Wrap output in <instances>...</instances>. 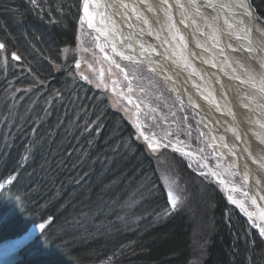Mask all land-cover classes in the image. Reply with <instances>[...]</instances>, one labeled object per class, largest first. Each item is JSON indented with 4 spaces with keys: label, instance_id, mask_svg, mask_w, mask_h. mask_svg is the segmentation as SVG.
I'll use <instances>...</instances> for the list:
<instances>
[{
    "label": "trees",
    "instance_id": "16d2710c",
    "mask_svg": "<svg viewBox=\"0 0 264 264\" xmlns=\"http://www.w3.org/2000/svg\"><path fill=\"white\" fill-rule=\"evenodd\" d=\"M253 2L264 17V0ZM81 5L0 0V184L18 173L0 193V244L48 222L16 264H189L192 221L182 213L154 221L168 206L156 161L66 60ZM213 199L202 211V264H264L258 233L224 197Z\"/></svg>",
    "mask_w": 264,
    "mask_h": 264
},
{
    "label": "bare ground",
    "instance_id": "6f19581e",
    "mask_svg": "<svg viewBox=\"0 0 264 264\" xmlns=\"http://www.w3.org/2000/svg\"><path fill=\"white\" fill-rule=\"evenodd\" d=\"M92 1L99 14L88 3L93 13V27H88L115 47L120 59L131 57L155 69L151 72L197 113L214 153L234 167L245 186L221 178L226 194L254 226L264 227V93L258 88L264 78V29L238 6L244 0H168L172 8L167 11L161 0H108L112 13L102 1ZM249 47L253 53L246 51ZM25 239L1 246L0 263Z\"/></svg>",
    "mask_w": 264,
    "mask_h": 264
},
{
    "label": "rangeland",
    "instance_id": "374dc122",
    "mask_svg": "<svg viewBox=\"0 0 264 264\" xmlns=\"http://www.w3.org/2000/svg\"><path fill=\"white\" fill-rule=\"evenodd\" d=\"M91 9L94 12L92 5ZM113 48L115 49L105 39L94 36L84 19L82 20L81 14L77 44L73 49L67 51L66 60L73 67L72 70L80 81L96 88L108 97L113 108L129 122L146 149L147 144L139 136L134 123L137 119L142 125L145 135L151 137L154 134L161 144L169 145L161 147L156 152L149 149L147 151L159 167L165 193L168 185L162 177L167 175L169 180L175 181L173 187L176 189L179 203L175 211H171L167 216L157 217L156 215L154 221H162L173 213L186 215L192 221L193 226L191 242L193 255L189 264H202L205 251L204 237L209 231L208 225L202 220L205 217L202 211L210 209L215 202L213 197L222 196L238 210L249 227L256 231L264 241L260 231L251 223L245 213L239 210L232 199H229L230 194H226V187L219 182V179L224 178L229 184L240 186L245 190V186L234 167L225 158L214 153L205 130L197 118V113L184 103L174 89L168 88L167 84L157 74L149 71L143 62L120 59ZM3 49H0V53L4 52ZM4 56L3 54L2 57ZM125 73L128 75L127 80ZM129 82L131 83V92L128 91ZM98 84L101 86L97 87ZM121 92L124 93L123 96L120 95ZM125 97H129L132 103H129ZM137 104L140 105L139 110L136 108ZM178 141L183 143L179 144ZM171 144H177L178 147H183L186 151L193 152L194 155L189 157L181 152H176L170 146ZM33 152V148L29 147L20 165H25L30 161ZM210 169L214 170L217 175L212 176ZM13 175L7 177L3 182L12 179ZM14 181L8 183L7 187ZM235 196L243 199L241 193ZM210 197L212 201H210ZM169 207L168 203L165 208ZM44 224V228H46L48 222ZM43 229L39 230L34 238ZM14 239L2 242L0 247ZM29 242L11 255L2 258L0 264H16L17 257L20 256ZM110 260L112 258L105 260L102 264H112Z\"/></svg>",
    "mask_w": 264,
    "mask_h": 264
},
{
    "label": "snow or ice",
    "instance_id": "6c2138e0",
    "mask_svg": "<svg viewBox=\"0 0 264 264\" xmlns=\"http://www.w3.org/2000/svg\"><path fill=\"white\" fill-rule=\"evenodd\" d=\"M32 2L34 3L35 0H32ZM192 2L194 3L195 0H192ZM161 4L162 6H164V9L165 11H167L168 9H171L172 8V4H170L168 2V0H161ZM246 4H247V0H244V2L240 3L238 6L241 7V8H245L246 11H245V15L246 16H251L252 15V11H251V8L250 7H246ZM126 6V5H125ZM209 7H213V5L209 2L208 4ZM94 7H98V5H94ZM179 7L180 8H183L184 5L183 4H179ZM221 7H226V5H222ZM152 9L149 8V11H151ZM197 12H199V7H197ZM84 13H85V17L88 18V26L89 27H93V24H92V18H93V13H90L89 12V5H88V0H85V3H84ZM84 19V17H82V20ZM169 19L171 20V17H169ZM227 22V21H226ZM145 23H147V21H145ZM172 27H175V24L174 22L172 23L171 25ZM229 27H233V25L231 23H229ZM249 33H251L252 29L251 28H248L247 29ZM97 31H99V29H97ZM239 38V37H238ZM181 40H183V37L181 36L180 37ZM250 43V41H249ZM186 46V45H185ZM5 47V45L3 43H0V49H3ZM229 47H231V45H229ZM113 50H115L113 48ZM101 51H103V49H101ZM235 51V49H234ZM247 52L249 53H253L254 52V49L249 47L246 49ZM221 54L223 55V50H221ZM12 57L15 59V60H20L21 57L18 56L16 53H12L11 54ZM194 55V54H193ZM255 58V57H253ZM124 59H131V57H124ZM78 66V65H77ZM215 66V65H214ZM262 68H264V62L261 63L260 65ZM117 67H119V65H117ZM150 71H155V69H150ZM102 75V74H101ZM85 79H87V77H84ZM125 79L127 80L128 79V75L127 73H125ZM250 79H253V78H250ZM101 83H103L101 81ZM101 85L98 84L97 87H100ZM254 87H257V85L254 84ZM259 88V91L261 93H264V78H262V81H261V84L258 86ZM128 91L131 92L132 91V88H131V83L129 82V86H128ZM121 96L124 95L123 92L120 93ZM125 99H128V102L129 103H132V100L129 98V97H125ZM245 107H247V105H245ZM136 108L137 110H139L140 108V105L137 104L136 105ZM127 111V109H126ZM99 119V117H98ZM135 123V126L138 130V133H139V136L143 138V140L146 142L147 144V149L151 150L152 152H156L158 151L161 147H167L169 145H163L161 144L155 137V135L153 134V136H148V135H145L144 131H143V128H142V125L140 124L139 120L137 119V121L134 122ZM236 139H239V136L236 137ZM179 144H182L183 142L182 141H178ZM176 152H181L183 153L184 155L186 156H193L194 153L193 152H190V151H186L185 148L183 147H178L177 144H171L170 145ZM211 172V170H209ZM203 175V173H202ZM211 175L212 176H216L217 174L215 172H211ZM165 181V183L168 185L167 187V191H166V195H167V199H168V203L170 205L169 208H165L162 210L161 213H158L157 214V217H160V216H167L169 215V213L171 211H175L177 206H178V203H179V197L176 195V189L173 187L175 185V181L174 180H169L168 176L165 175L164 177H162ZM8 183H11V180L8 181ZM0 187H2V185H0ZM152 191H154V186L152 189H149V194L152 193ZM229 199H231V197H229ZM262 199H264V197H262ZM233 203H236V201H233ZM253 204L256 203L255 200L252 201ZM241 207L243 208V205H241ZM246 211V209H245ZM248 215L251 217L253 215V213H248ZM260 219L261 220H264V211H261L260 212ZM259 230H260V233L261 235H264V227H261L260 225H256ZM39 227L41 229H43L45 227V224L44 223H40L39 224Z\"/></svg>",
    "mask_w": 264,
    "mask_h": 264
},
{
    "label": "water",
    "instance_id": "95a60500",
    "mask_svg": "<svg viewBox=\"0 0 264 264\" xmlns=\"http://www.w3.org/2000/svg\"><path fill=\"white\" fill-rule=\"evenodd\" d=\"M98 2L102 1L104 8L107 10L108 13H112V10L114 8L113 4L110 3V1L108 2V0H97ZM248 1V6L251 8L252 11V15L250 16V18L253 20V22L255 24H258L259 26H261L264 29V17L259 13L258 9L256 8L253 0H247ZM84 3L85 0H82V5H81V13H82V17H84V21H85V13H84ZM88 3H91L93 8H94V12L98 15L99 13V8L98 7H94V2L92 0H88ZM97 5V4H96ZM114 14V13H113ZM86 22V21H85ZM110 22V21H109ZM112 23V22H110ZM87 24V22H86ZM91 30V29H90ZM92 31V30H91ZM92 33L94 34V36H96L97 38H101L103 39L99 34L95 33L94 31H92ZM1 43V42H0ZM17 54V53H16ZM18 55V54H17ZM19 56V55H18ZM12 57V55H11ZM13 58V57H12ZM14 59V58H13ZM15 60V59H14ZM17 63H22V59L20 60H15ZM187 104V103H186ZM189 105V104H188ZM217 125V124H216ZM222 129V128H221ZM224 131V130H223ZM23 166V165H22ZM211 170V169H210ZM211 172H213V170H211ZM18 173H15L12 177V179L10 178L9 180H15L17 178ZM6 182H2L0 185H2V187H0V192H2L4 190V187H7L8 181ZM6 183V184H5ZM41 230V228L39 227V225H32L30 227V229L25 232L24 234H22L20 237L18 238H26L25 240L27 241H32V239L34 238V236L36 235V233ZM102 264V263H100Z\"/></svg>",
    "mask_w": 264,
    "mask_h": 264
}]
</instances>
